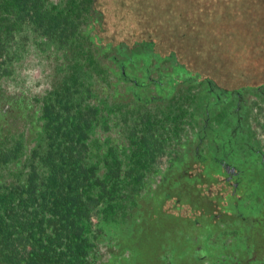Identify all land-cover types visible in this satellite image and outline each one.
Returning <instances> with one entry per match:
<instances>
[{"label": "flooded vegetation", "instance_id": "af4514ba", "mask_svg": "<svg viewBox=\"0 0 264 264\" xmlns=\"http://www.w3.org/2000/svg\"><path fill=\"white\" fill-rule=\"evenodd\" d=\"M9 20L12 69L3 80L11 97L0 98V128L9 127L19 163H41L49 124L74 153L82 142L92 156L106 145L128 146V126L117 124H97L94 138L92 127L88 139H76L81 94L66 82L82 79L75 69L93 65V54L107 69L113 100L160 127L136 190L120 210L91 218L80 264H264L263 67L257 76L233 67L203 73L154 39L107 40L96 0H27ZM56 95L69 109L60 110Z\"/></svg>", "mask_w": 264, "mask_h": 264}, {"label": "trees", "instance_id": "16d2710c", "mask_svg": "<svg viewBox=\"0 0 264 264\" xmlns=\"http://www.w3.org/2000/svg\"><path fill=\"white\" fill-rule=\"evenodd\" d=\"M216 1H220L219 5L223 1L231 3ZM247 1L251 0H239L240 9L254 11ZM26 4L27 0H0L2 100L11 97L3 80L12 69L6 64L12 40L9 30L13 28L9 17L14 11L26 10ZM178 13L181 15L183 11ZM85 66L83 63L75 69H81V80L66 82V86H74L81 94L76 121L80 134L76 139H88L92 127L94 138L97 124L103 130L117 124L120 130L128 126V146L124 147L122 142L120 146L106 145V151H93L92 156L82 142L80 150L74 153L69 144H65L66 149L62 147L61 143L67 140L61 137L59 126L49 124L50 147L41 163H19V149L11 141L9 127L0 128V264H80L90 250L91 218L122 208V197L136 190L139 173L150 164L154 150L159 147L156 135L160 127L156 118L150 114L137 116L133 106L113 100L111 91L115 89L107 69L96 61L94 54L93 65ZM86 69L93 71L88 81L83 76ZM56 97L60 110L69 109L68 99ZM73 136L65 138L74 139ZM17 166L23 168L17 172ZM24 166H29V170L21 177Z\"/></svg>", "mask_w": 264, "mask_h": 264}, {"label": "rangeland", "instance_id": "374dc122", "mask_svg": "<svg viewBox=\"0 0 264 264\" xmlns=\"http://www.w3.org/2000/svg\"><path fill=\"white\" fill-rule=\"evenodd\" d=\"M225 1L231 3L96 0V7L103 13L102 34L107 40L151 38L158 50L174 49L193 70L229 72L233 67V74L246 71L257 76L264 68V0L247 1L254 8L251 12L240 9L239 0Z\"/></svg>", "mask_w": 264, "mask_h": 264}]
</instances>
